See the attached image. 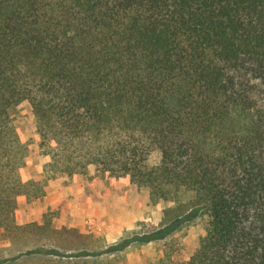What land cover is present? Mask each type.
<instances>
[{"label": "trees", "instance_id": "obj_1", "mask_svg": "<svg viewBox=\"0 0 264 264\" xmlns=\"http://www.w3.org/2000/svg\"><path fill=\"white\" fill-rule=\"evenodd\" d=\"M24 100L45 180L21 175ZM91 165L172 200L147 240L205 217L164 264H264V0H0V233L42 228L16 223L19 196Z\"/></svg>", "mask_w": 264, "mask_h": 264}, {"label": "rangeland", "instance_id": "obj_2", "mask_svg": "<svg viewBox=\"0 0 264 264\" xmlns=\"http://www.w3.org/2000/svg\"><path fill=\"white\" fill-rule=\"evenodd\" d=\"M13 113L28 147L21 175L24 180H45L44 166L50 158L41 152L32 106L24 100ZM170 204L171 199L152 204L148 191L128 176L98 173L93 165L86 173L58 174L48 180L44 195L19 196L16 223L43 226L16 235L0 233V264H65L53 254L36 251L40 247L61 254L94 253L78 257L81 264H164L165 255L188 260L206 232L205 217L183 223L164 238L145 239L161 227ZM122 241L127 245L113 250Z\"/></svg>", "mask_w": 264, "mask_h": 264}, {"label": "crops", "instance_id": "obj_3", "mask_svg": "<svg viewBox=\"0 0 264 264\" xmlns=\"http://www.w3.org/2000/svg\"><path fill=\"white\" fill-rule=\"evenodd\" d=\"M41 177H42V175H39V176H38V178H41Z\"/></svg>", "mask_w": 264, "mask_h": 264}]
</instances>
